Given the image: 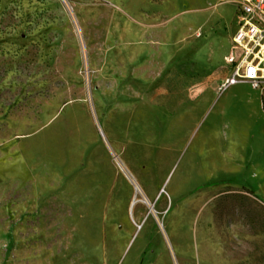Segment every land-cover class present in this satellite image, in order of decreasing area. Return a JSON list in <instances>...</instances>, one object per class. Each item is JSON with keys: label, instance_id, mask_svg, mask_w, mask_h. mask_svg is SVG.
<instances>
[{"label": "rangeland", "instance_id": "rangeland-1", "mask_svg": "<svg viewBox=\"0 0 264 264\" xmlns=\"http://www.w3.org/2000/svg\"><path fill=\"white\" fill-rule=\"evenodd\" d=\"M238 12L0 0V264H264V81L220 88Z\"/></svg>", "mask_w": 264, "mask_h": 264}, {"label": "built area", "instance_id": "built-area-1", "mask_svg": "<svg viewBox=\"0 0 264 264\" xmlns=\"http://www.w3.org/2000/svg\"><path fill=\"white\" fill-rule=\"evenodd\" d=\"M238 27L228 59L231 71L220 82L225 89L240 81L254 88L264 81V0H238Z\"/></svg>", "mask_w": 264, "mask_h": 264}, {"label": "bare ground", "instance_id": "bare-ground-1", "mask_svg": "<svg viewBox=\"0 0 264 264\" xmlns=\"http://www.w3.org/2000/svg\"><path fill=\"white\" fill-rule=\"evenodd\" d=\"M116 161L118 162V165L120 166V168L124 170L125 174L130 178V180L134 184L135 193L132 196L131 204L134 205L139 199H142L146 201L147 203H149V197L143 190L139 177L134 174L133 170L130 168V166L125 161H121L117 157H116ZM149 204L150 206H152L151 203Z\"/></svg>", "mask_w": 264, "mask_h": 264}, {"label": "crops", "instance_id": "crops-1", "mask_svg": "<svg viewBox=\"0 0 264 264\" xmlns=\"http://www.w3.org/2000/svg\"><path fill=\"white\" fill-rule=\"evenodd\" d=\"M238 1V0H237ZM241 82V81H240ZM240 82H238V83H240ZM244 82V81H243ZM254 111V110H253ZM255 152H253V150H251V152H250V154L248 153V156H247V158L243 161V164H244V166H246L247 167V163H248V161L249 160H251V166H250V169H254V170H256L257 169V166H258V159L255 161V162H253L252 160H253V157H255V155L257 154V147H255V150H254ZM248 172H249V170H248ZM252 174V173H251ZM233 177H239V176H227V177H225L224 179H232ZM247 178H249V177H247ZM260 193H262L263 195H264V188H261L260 189Z\"/></svg>", "mask_w": 264, "mask_h": 264}, {"label": "trees", "instance_id": "trees-1", "mask_svg": "<svg viewBox=\"0 0 264 264\" xmlns=\"http://www.w3.org/2000/svg\"><path fill=\"white\" fill-rule=\"evenodd\" d=\"M215 181H213V182H206V183H203V184H201V185H203V186H206V185H210V184H213Z\"/></svg>", "mask_w": 264, "mask_h": 264}]
</instances>
